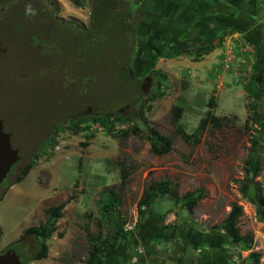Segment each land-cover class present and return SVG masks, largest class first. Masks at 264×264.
Returning <instances> with one entry per match:
<instances>
[{
	"label": "rangeland",
	"instance_id": "rangeland-1",
	"mask_svg": "<svg viewBox=\"0 0 264 264\" xmlns=\"http://www.w3.org/2000/svg\"><path fill=\"white\" fill-rule=\"evenodd\" d=\"M82 1L79 7L70 0H0V119L20 155L0 185V253L13 249L24 264H84L89 249L84 223L89 221L92 235L109 236V248L97 264H252L250 253L257 255L254 264H264V206L259 215L242 190L246 180L243 162L251 137L263 135L264 142V128L259 133L254 122L245 124L248 97L244 84L252 71L255 47L241 37L233 42L225 39L224 45L233 51L229 69H222L223 57L218 54L199 59L169 54L174 47L193 48L211 39L200 43L182 40L183 34H173L167 24L152 26L147 10L132 30L123 31L117 24L111 27L109 39L98 43L95 36L87 41L90 53L72 49L71 42L48 40L59 34L48 16L76 30L88 26L90 0ZM135 1L143 9L148 1L159 0ZM28 6L33 12H27ZM161 12L157 8L153 14ZM44 37L46 41L40 42ZM71 57L76 62L73 68ZM126 59L133 76L130 80L120 74ZM157 71L165 75L160 79L164 94L153 98ZM147 76L151 79L148 93H142L151 98L142 107L143 123L137 108L142 97L140 82ZM116 93L123 95L116 100L121 101V112L133 116L141 127L139 135L122 137L90 120L82 123L85 127L78 133L56 131L67 115L91 111L97 99L108 104ZM179 103L181 110L174 112ZM263 109L259 97L258 111L264 118ZM207 112L226 116L228 121L222 127L205 126L193 143L194 129ZM133 122L117 124L115 130ZM145 124L169 138L170 152L156 155L150 150ZM34 154V167L10 189L16 173ZM123 169L128 171L125 179ZM79 172L82 178L75 183ZM166 179L175 183L180 196L202 187L204 197L192 213L169 195H158L144 210L139 207L146 185ZM254 185L256 199V187L264 197V150ZM109 188L119 194L124 232L101 216L103 193ZM62 201L65 206L57 229L46 241L47 256L31 260L36 238L27 234L16 241L27 226L44 221L47 207ZM233 204L242 207L238 226L250 238L249 247L233 242L224 231L211 229L222 222ZM140 210L144 213L137 226ZM180 226L184 229L177 232Z\"/></svg>",
	"mask_w": 264,
	"mask_h": 264
},
{
	"label": "trees",
	"instance_id": "trees-1",
	"mask_svg": "<svg viewBox=\"0 0 264 264\" xmlns=\"http://www.w3.org/2000/svg\"><path fill=\"white\" fill-rule=\"evenodd\" d=\"M70 1L74 5L79 7L83 5L82 0H70ZM96 2L101 3L102 6L101 5L100 6L98 5L97 7L94 6ZM94 5L91 13V21L89 23L88 28H82L80 26L79 27L80 30L77 32V31H71L68 27H66L67 32H65V35H69L70 33L71 34L73 33L72 37H70V40H73V42H75L81 48L82 46L84 47L83 54H85L86 51H88V53L91 52L90 51L91 49L90 50L86 49V47H88V42L90 41L91 38L96 36L98 43H100L102 41L109 39L108 37L109 32L113 25L118 24L119 25L118 27L121 30L129 31L134 28V21L136 20L135 18L133 19L132 17H129L127 14L123 15V13L118 10L119 7H117L115 0H109V1L106 0V2L103 0H95ZM47 18L49 20L54 21L56 26H61V22L58 20L56 22L52 16H48ZM227 32L228 31H225L221 35L214 37L213 40H210L205 44L198 45L193 48H189L187 46L174 47L171 49L169 54H174V55L187 54V55H193L195 58L199 59L200 57L204 56L205 54L213 50L215 47L220 46L221 42L223 41V37L225 34H227ZM61 35L63 34H60L59 36ZM257 69H258V65L254 63L252 65V71L250 76L248 77V81L244 84V89L248 97V102L246 104L248 113L246 116L245 124L254 122L257 125V128L254 130L259 133H263L264 118L262 113L258 111L259 89L257 84L258 81ZM120 70H121L120 74L125 80L132 79L133 76L128 59H126L125 65H121ZM88 73H91V71H89ZM156 75H157V82H156L157 89L155 94L152 95L153 98L164 94L163 89H160L161 87L160 79L164 78L165 75L160 71H157ZM142 92L143 91L141 89V93ZM143 93L141 94L142 97H140L138 100L140 101V103L138 106L139 108H137V110H138L139 120L143 121V123H146V118L144 116V110L142 109V107H144L145 101L147 102L150 101L151 97L144 95L145 93L144 94ZM121 97H123V95L116 93L112 97L111 102L108 104L106 101L101 102V100L97 99V104L94 109L85 113H80V114L74 113L75 115L74 114L67 115L64 121H61L60 125L56 127V131L58 132V131L68 130L71 133H78L81 130H83L85 127L84 125H82V123L87 120H90V122H98L101 125H103L107 132L116 131L115 133L121 135L122 137L128 136L130 134L139 135L142 129L138 125V123L133 122L134 117L126 116L121 112V108H122L120 106L121 101L119 102L116 101V100H121ZM180 104L182 103L175 105L174 112L178 113L181 110ZM227 121H228V117L226 116L219 117L207 112L204 115V117L200 119L198 126L194 129L193 137L191 141L193 143L197 142L198 137L202 133V130L204 129L205 126L209 125L212 127H222L224 124H226ZM129 122H133V124L128 126L127 128L115 130V125L128 124ZM145 128L149 133L150 150L154 154L163 155L171 151L172 149L171 142L168 137L161 134L160 131L155 126L145 124ZM179 132H181V134L186 140L189 139V137L182 131V129L179 128ZM262 136L263 135H253L251 137L249 152L243 162L244 173L246 175V180L245 182L242 183L243 192H246L249 185L255 182V178L260 173L262 151L264 150V142L262 140ZM36 158L37 155L34 154L33 159H31L26 164H24V166L16 173L13 182L10 183L8 186L20 182L28 174L30 169L35 165ZM79 169L80 170L82 169L81 165ZM123 170L124 171L122 173V177L125 179L128 176V171H126L125 169ZM81 178L82 175L79 172L77 174V181H75V183H78L79 182L78 180H80ZM121 182H122L121 184H124V181ZM256 190L258 193L257 199L256 201H252V202L256 205L257 213L259 215H262L263 214L262 208L264 206V197L260 194L259 189L257 187ZM103 194L104 197L102 198L101 207H100L101 216H103V218L107 221L108 225L114 227L116 230L120 232H124L125 229L123 228V225L126 223V221L125 219L122 218L119 209V204H120L119 194L115 192L112 188H109ZM158 195H169L176 203H180V205L185 210H187L189 213H192L198 200L204 197V192L202 187H198L196 190L186 191L180 196L176 190V186L173 181L167 179L160 181H152L144 188V192L138 203L139 207L143 206V210L149 207L153 202V200ZM64 206H65V202L62 201L56 205L47 207L44 210L45 213L44 221L42 223H39L38 225H31L26 227L23 230V233L21 234L19 239L16 241V243L19 242V240L27 234H32L36 238L37 249L31 255L30 257L31 260H38L45 258L47 256L48 244L46 241L52 235V233L56 231L57 229L56 221L59 217L62 216V209ZM140 212H141L140 218L136 222L137 226L140 224V219L142 218L144 213L142 210H140ZM242 214H243L242 207L238 204H233L230 207V210L226 214L225 218L222 220V222L212 226L211 229L224 231V233L233 242L238 244L245 243L247 247H249L250 238L245 237L240 232L238 226V218ZM262 219H263V230H264V216L262 217ZM84 230H85V239L89 247L84 264H97L101 254H103L109 248V236L103 237V234L101 233H98L97 235H92L90 233L89 221L84 223ZM250 255L253 257V262L255 263L257 260L256 253H250ZM21 264H24V261L21 262Z\"/></svg>",
	"mask_w": 264,
	"mask_h": 264
},
{
	"label": "crops",
	"instance_id": "crops-1",
	"mask_svg": "<svg viewBox=\"0 0 264 264\" xmlns=\"http://www.w3.org/2000/svg\"><path fill=\"white\" fill-rule=\"evenodd\" d=\"M157 8L158 11H163L160 15L153 14V12L157 13ZM145 9L149 14L147 19L151 21L152 26L160 23L167 24L173 34L178 32L183 34L182 40L192 39L195 42L200 40V43L212 40L213 37L231 30V33L228 32V37L224 35L220 46L205 55L213 53L223 57L227 48L224 45L225 39L228 38L233 42V39L241 37L246 44L254 46V63L258 65L259 97L264 102V0H159L158 2L148 1ZM189 11L193 14L190 15ZM195 19L197 20L194 22ZM156 20L159 23H156ZM195 26L197 28H194ZM155 30L158 32L161 28H155ZM196 35L199 37L197 38ZM17 183L9 188H13ZM182 229L184 227L180 226V229L176 228V231Z\"/></svg>",
	"mask_w": 264,
	"mask_h": 264
},
{
	"label": "water",
	"instance_id": "water-1",
	"mask_svg": "<svg viewBox=\"0 0 264 264\" xmlns=\"http://www.w3.org/2000/svg\"><path fill=\"white\" fill-rule=\"evenodd\" d=\"M149 79L150 77L147 78V80ZM149 86L150 83L148 82L145 85H141V89L145 94L148 93ZM19 159L20 155L18 150L11 144V134L4 130L3 122L0 119V184L10 172L11 167L19 161ZM245 195L248 199L256 201L254 183L249 185ZM0 264H21V261L13 249H7L0 253Z\"/></svg>",
	"mask_w": 264,
	"mask_h": 264
},
{
	"label": "flooded vegetation",
	"instance_id": "flooded-vegetation-1",
	"mask_svg": "<svg viewBox=\"0 0 264 264\" xmlns=\"http://www.w3.org/2000/svg\"><path fill=\"white\" fill-rule=\"evenodd\" d=\"M94 1L95 0H90V2L88 3V9H89V14H90V16H91V13H92V9H93V5H94ZM103 1H105L106 2V0H103ZM109 1V0H108ZM115 2H116V5H117V7H119L118 8V10L120 11V12H122L123 13V15L124 14H127L129 17H132L133 19L135 18L136 20L134 21V24H138V22L139 21H141L142 20V18L144 17V15L146 14V9L145 8H143V9H141L142 7H141V5L140 4H136V6H135V0H115ZM102 6V4L101 3H97L96 2V4L94 5V6ZM140 19V20H139ZM58 21H60L61 23L63 22V20L62 19H58ZM91 21V20H90ZM59 22V23H60ZM63 23H65V22H63ZM90 23V22H89ZM89 23H88V26H89ZM63 25H61V26H56V28H57V30H58V28H59V34H56V35H53V36H51V38L50 39H48V40H52V41H56L57 42V44L58 43H63V42H71V46H72V49H75V47H78V49L81 51V49L83 50L84 49V47L82 46V48L79 46V45H77L75 42H73V40H70V37H72V35H73V33L71 34H69V35H65V32H67L66 31V26H63ZM74 26V25H73ZM88 26L86 27H82V28H88ZM65 27V28H64ZM67 27L71 30V31H79L80 30V28H78L77 30L76 29H73V28H71V27H69V24H67ZM58 32V31H57ZM60 34H63V35H61V36H59ZM45 36V35H44ZM44 41H46V37H44V39L42 40V41H40V42H42V43H44ZM42 49H44L45 47H44V45H42V47H41ZM85 52V51H84ZM69 59V61H70V64H71V66H72V68H73V65L76 63V62H72V61H74L73 59H74V57H71V58H68ZM66 61H64V63H65ZM63 62H62V65L64 64ZM66 63L64 64V67L65 68H67L66 67ZM147 78H149L148 76L147 77H145V79H143L141 82H140V86L142 85V84H145L147 81H149V80H151V79H149V80H147Z\"/></svg>",
	"mask_w": 264,
	"mask_h": 264
},
{
	"label": "built area",
	"instance_id": "built-area-1",
	"mask_svg": "<svg viewBox=\"0 0 264 264\" xmlns=\"http://www.w3.org/2000/svg\"><path fill=\"white\" fill-rule=\"evenodd\" d=\"M222 62H221V66L222 69H229L232 67L231 63L233 61V51H232V47L231 46H227L226 48V52L224 53V56L222 58ZM242 62H244V60L242 59ZM239 66V64H237ZM233 68H237V66L233 67ZM217 70V69H216ZM221 82L219 81V83L217 84V87H220Z\"/></svg>",
	"mask_w": 264,
	"mask_h": 264
},
{
	"label": "clouds",
	"instance_id": "clouds-1",
	"mask_svg": "<svg viewBox=\"0 0 264 264\" xmlns=\"http://www.w3.org/2000/svg\"><path fill=\"white\" fill-rule=\"evenodd\" d=\"M27 12H29V13L33 12V9L31 8V6H28Z\"/></svg>",
	"mask_w": 264,
	"mask_h": 264
}]
</instances>
